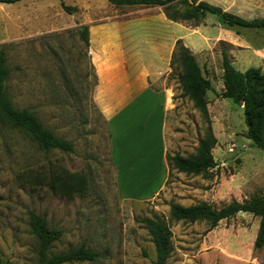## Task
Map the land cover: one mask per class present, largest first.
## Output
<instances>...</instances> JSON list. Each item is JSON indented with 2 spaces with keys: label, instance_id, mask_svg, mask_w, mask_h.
<instances>
[{
  "label": "rangeland",
  "instance_id": "1",
  "mask_svg": "<svg viewBox=\"0 0 264 264\" xmlns=\"http://www.w3.org/2000/svg\"><path fill=\"white\" fill-rule=\"evenodd\" d=\"M62 3L76 11L66 13ZM142 8L114 7L108 0L0 3V48L10 70L6 82L10 101L74 147L72 153L44 151L22 130L0 123L2 261L38 263L39 246L29 225L30 213H35L62 232L51 253L84 245L96 254L92 262L71 264H155V247L144 218L163 221L170 228L173 250L168 264H264V247L254 248L260 220L252 214L239 213L214 229L207 222H176L170 214L172 203L188 207L207 202L220 208L233 200L264 195V150L246 136L243 106L220 96L221 51L228 52L239 71L256 67L264 72V33L226 29L212 15L199 26L181 22L188 29L204 25L214 35L211 48L195 58L215 90L205 99L218 141L213 150L217 167L206 174L170 170L159 195L149 201L128 200L125 195L133 194V185L117 178L112 166L106 121L93 99L97 80L79 24L89 17L129 15ZM182 74L175 56L168 78L174 85L168 156L188 157L197 153L206 119L184 95ZM67 174L86 180L84 196L69 198L50 187L53 177L62 184ZM157 182L141 186L145 188L141 196L150 195Z\"/></svg>",
  "mask_w": 264,
  "mask_h": 264
},
{
  "label": "crops",
  "instance_id": "2",
  "mask_svg": "<svg viewBox=\"0 0 264 264\" xmlns=\"http://www.w3.org/2000/svg\"><path fill=\"white\" fill-rule=\"evenodd\" d=\"M203 1L247 20L264 18V0ZM83 26L88 28V55L97 80L93 99L106 121L116 177L133 185L135 196L126 194L127 199L149 201L165 189L170 175L167 127L174 85L168 78L177 41L197 57L211 48L214 35L204 25L188 29L169 20L161 7L89 17L79 24ZM156 180L150 195L141 196L145 188L140 187Z\"/></svg>",
  "mask_w": 264,
  "mask_h": 264
},
{
  "label": "trees",
  "instance_id": "3",
  "mask_svg": "<svg viewBox=\"0 0 264 264\" xmlns=\"http://www.w3.org/2000/svg\"><path fill=\"white\" fill-rule=\"evenodd\" d=\"M24 0H0L1 4L11 5ZM114 7H161L167 18L173 22H195L199 26L207 16L217 18L222 27L235 30L244 29L257 33H264V18L247 20L233 15L211 5L205 1L198 0H108ZM64 11L73 14L75 7L61 4ZM79 35L88 50V28H79ZM224 43V42H222ZM175 56L183 67V74L179 77L184 95L189 97L206 119L204 137L199 142L196 155L184 157L180 154L167 156L170 170H176L184 174H206L217 167L213 156V150L217 146V138L214 134L212 123L209 118L206 93H215L211 81L206 78L200 68L192 51L177 41ZM5 52L0 48V123L10 124L29 135L41 150L48 151L58 149L63 152H74L73 144L58 138L51 130L27 110L16 109L9 99L6 82L9 79L10 70L6 65ZM173 64V61H172ZM222 83L223 91L220 94L224 99H230L235 104H243L244 122L247 126L246 136L253 144L264 150V72L261 68L251 67L242 72L236 69L231 57L225 50L221 51ZM77 176L67 174L64 182L59 184V178L53 177L50 187L63 196L74 198L84 196L87 191V182L84 179L76 180ZM239 213L252 214L259 218V228L254 242L256 250L264 247V195L255 196L249 200L231 203L220 208L214 207L207 202L197 205L182 206L176 203L170 205L171 218L176 221L189 223L207 222L210 229H214L223 220H229ZM147 228L155 247V264H168L172 254V232L163 221L144 218L141 220ZM30 229L35 236L39 251L37 264H71L75 262H92L96 254L84 245L67 252L53 254L52 246L61 238L59 229L50 228L47 221L35 214L30 213ZM0 264H8L0 258ZM253 264V263H250Z\"/></svg>",
  "mask_w": 264,
  "mask_h": 264
},
{
  "label": "water",
  "instance_id": "4",
  "mask_svg": "<svg viewBox=\"0 0 264 264\" xmlns=\"http://www.w3.org/2000/svg\"><path fill=\"white\" fill-rule=\"evenodd\" d=\"M242 106H243V104H242Z\"/></svg>",
  "mask_w": 264,
  "mask_h": 264
}]
</instances>
